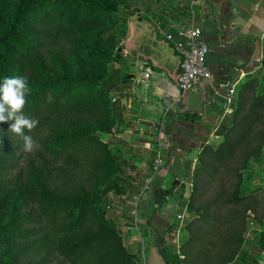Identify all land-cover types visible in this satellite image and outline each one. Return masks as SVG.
<instances>
[{"label":"trees","instance_id":"16d2710c","mask_svg":"<svg viewBox=\"0 0 264 264\" xmlns=\"http://www.w3.org/2000/svg\"><path fill=\"white\" fill-rule=\"evenodd\" d=\"M137 11L133 5L119 8L108 0H0V83L5 77H26L29 92L22 112L38 124L31 131L25 128L23 134L32 136L38 148L50 157L92 149L95 143L102 146L96 127L65 125V131L55 132L53 137L39 136L46 129L61 127L58 118H70L77 111H100L112 122L123 121V107L119 99L113 101L111 93L123 94L127 78L112 63L120 61L128 19ZM102 19L112 25L110 31L100 34L102 39L110 34L118 43L110 51L94 44L88 61L97 60L102 66L111 63L112 66H103L108 67L107 74L88 72L83 66L76 71L66 67L50 70L48 61H57L51 48L54 41L71 34L89 37L92 33L87 24ZM72 42L75 47H83L82 39ZM258 84V73L249 74L239 83L233 111L216 129L221 139L208 142V136L202 145L193 170L186 204L189 216L179 252L174 243L162 239L160 252L168 264H183L200 255L202 243L207 245L215 228L233 219L243 222L244 213L260 207L258 199L264 196V81L259 89ZM13 122H0V264H17V259L4 249L10 237L25 240L40 236V230L21 229L22 226L73 235L88 226L96 204L100 205L99 221L105 231L61 246L59 253L81 259L95 244H104L110 253L117 254L116 258H121L120 263L142 264L121 242L120 230L110 217V198L88 194L62 198L52 194L56 168L39 153L42 170L33 168L22 136L10 130ZM10 197L12 207L6 219L3 214ZM247 199L250 204L242 211L232 209L228 214L231 205H240ZM97 222L95 218L91 223ZM17 224L21 228L16 229Z\"/></svg>","mask_w":264,"mask_h":264},{"label":"crops","instance_id":"0c3cea01","mask_svg":"<svg viewBox=\"0 0 264 264\" xmlns=\"http://www.w3.org/2000/svg\"><path fill=\"white\" fill-rule=\"evenodd\" d=\"M142 3L143 8L128 19V32L121 42L119 63L127 87L119 96L123 107L120 124L127 148L139 154L145 149L151 152L161 122L167 129L164 166L144 197L143 212L148 218L147 264H168L160 252V240L165 237L174 242L168 237V227L190 191L200 149L208 136V142L217 136L219 124L233 111L228 100L231 86L235 84L237 90L262 65L264 0ZM191 23L202 28L210 47L208 65L213 77L181 91V58L166 34ZM144 161L152 160L137 154L132 158L136 166L148 164ZM244 215L243 222L233 219L215 228L207 245L202 243L200 255L183 264H255L264 259V206ZM174 245L179 252V241Z\"/></svg>","mask_w":264,"mask_h":264},{"label":"rangeland","instance_id":"374dc122","mask_svg":"<svg viewBox=\"0 0 264 264\" xmlns=\"http://www.w3.org/2000/svg\"><path fill=\"white\" fill-rule=\"evenodd\" d=\"M108 1L114 3L119 8H123L124 4L133 5L137 10L143 8V0ZM87 27H89L92 33L89 37L77 33L78 35L71 34L53 42L51 48L57 61H51L52 64L48 61L50 70L52 68V70L56 71L66 67L68 70L76 71L79 66H83L88 72L97 71L107 74L108 67L104 69L103 66H112L113 64L115 68H120L119 61L103 66L97 62V60L94 62L88 61V55L92 51L91 47H93L94 44L99 45L104 51H110L115 43H118L115 37L110 36V34L105 39H102L100 35L110 31L112 28L111 23H109L107 19H102L96 23L90 22V24H87ZM80 39L83 41V47L79 48V46H73L72 41H79ZM60 57H62V59ZM261 62L262 66H257L256 70L253 72L259 74L258 89L262 86V82L264 81V57L261 58ZM119 96L120 93L118 92L111 93L113 101L119 99ZM250 100L252 102L255 100L254 95ZM58 119L61 127H54V131H48L46 129L39 136L43 138L53 137L55 132L62 133L65 131L63 128L65 125L73 124V126L78 127H96L99 129L102 146L101 144L95 143L92 149L70 151L63 157L55 159L50 157L42 149L35 147L34 150L30 152L33 168L42 170L41 156L38 157V153L41 154L45 160L47 159V162L52 167L56 168V174L51 181V191L52 194L58 197L76 198L88 194L90 196L110 198V217H113L112 219L115 227L118 226L120 230L121 242H123L128 250L135 254L141 262L143 260L142 252L145 250L148 260L145 231L148 218L145 217L143 212V200L148 192L151 191L152 185L154 187L153 182L156 181V176L164 166L166 137H163V139H161L162 144L158 145L160 139L157 135L151 152H146L145 149L139 154L127 148L129 143L125 139L127 136L124 135L121 124L112 122L100 111H77L70 118L61 117ZM101 128L103 129L101 130ZM220 139V136H216L211 142H217ZM136 154L146 158L151 157V163H149V161H144L148 164L144 166L133 165L132 158H134ZM158 154L162 156L159 163H157ZM191 187L192 181L190 189ZM166 190L168 189H165V191ZM177 191H179V188ZM232 192L233 191L230 193ZM189 194L190 191L185 195V199L183 197L184 204L181 205L176 214L173 215V219L168 227V237L174 240L173 243L179 241V247L181 246V238L183 237V232L185 233L189 216V211L186 207ZM13 197L14 195H12V198ZM259 197L260 196H257V198ZM12 198L10 197L7 202L8 204L4 209L3 218H8L12 207ZM258 201H260L258 206H264L263 195ZM248 204H250L249 199L245 200L240 205H231L228 208V214L232 209H240L242 211ZM99 206V204H96L93 207L90 223L94 221L95 218L98 222L95 224L89 223L87 227L73 235H63L57 230H51L49 228L38 229L35 226H22L21 228V225L17 224L16 229L40 230V236L36 235L31 239L25 240L10 237L9 241L4 245V249L17 259V264H122L120 263L121 258H116L117 254L113 255L110 253L108 245L104 244H95L91 247L87 256L81 259L61 255L58 251V248L61 246H67L86 237L100 234L105 231V227L102 225L101 221H99V215H101ZM107 234H110V232ZM36 238L39 239L36 240Z\"/></svg>","mask_w":264,"mask_h":264},{"label":"built area","instance_id":"2783aa9c","mask_svg":"<svg viewBox=\"0 0 264 264\" xmlns=\"http://www.w3.org/2000/svg\"><path fill=\"white\" fill-rule=\"evenodd\" d=\"M166 38L172 42L175 52L181 58L182 72L179 78V88L181 91L195 87L202 79H211L213 77L208 65L210 47L204 38V33L200 26L191 23L177 31L168 32ZM236 91V86L233 84L229 90L228 100L230 102L233 101ZM166 130L165 124L161 122L158 127V132L160 133L158 145H161V139L166 137ZM161 158V154H158L157 163L160 162ZM142 256V264H147L148 260L145 250L142 252ZM255 264H264V259L259 260Z\"/></svg>","mask_w":264,"mask_h":264},{"label":"clouds","instance_id":"9594fccd","mask_svg":"<svg viewBox=\"0 0 264 264\" xmlns=\"http://www.w3.org/2000/svg\"><path fill=\"white\" fill-rule=\"evenodd\" d=\"M29 87L26 77H5L0 83V122L14 121L10 124V130L21 135L24 141V150L31 152L35 144L32 136L24 135L23 130L31 131L38 121L26 117L22 109L26 103V94Z\"/></svg>","mask_w":264,"mask_h":264},{"label":"water","instance_id":"95a60500","mask_svg":"<svg viewBox=\"0 0 264 264\" xmlns=\"http://www.w3.org/2000/svg\"><path fill=\"white\" fill-rule=\"evenodd\" d=\"M184 185H185V184H183V187H184ZM160 241H161V243H162V240H160Z\"/></svg>","mask_w":264,"mask_h":264}]
</instances>
